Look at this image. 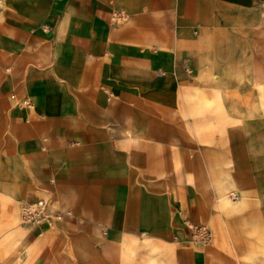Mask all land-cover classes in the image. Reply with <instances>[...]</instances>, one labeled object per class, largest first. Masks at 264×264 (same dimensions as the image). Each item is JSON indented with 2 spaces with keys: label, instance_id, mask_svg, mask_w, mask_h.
Wrapping results in <instances>:
<instances>
[{
  "label": "crops",
  "instance_id": "0c3cea01",
  "mask_svg": "<svg viewBox=\"0 0 264 264\" xmlns=\"http://www.w3.org/2000/svg\"><path fill=\"white\" fill-rule=\"evenodd\" d=\"M38 198L71 215L22 225ZM18 216L25 258L248 264L223 241L264 242V0H0V234Z\"/></svg>",
  "mask_w": 264,
  "mask_h": 264
},
{
  "label": "rangeland",
  "instance_id": "374dc122",
  "mask_svg": "<svg viewBox=\"0 0 264 264\" xmlns=\"http://www.w3.org/2000/svg\"><path fill=\"white\" fill-rule=\"evenodd\" d=\"M234 192V191H233ZM230 192L228 195L221 197L220 208L226 211L229 206L231 205L230 199ZM20 214L18 209V215ZM19 216L17 220H13L8 225V230L0 234V264H58L57 263V256H50V257H39L38 250L33 249L32 252L28 253V256L25 258L24 254L27 252L25 248L27 244L26 237L29 234V231H25L22 227L18 226ZM243 226V225H242ZM23 231L22 237L19 240L16 234L19 231ZM255 228L249 229L248 226H243L241 229V233H247L248 235H253L255 233ZM12 238H9L11 234H13ZM241 233L234 232L232 234L233 243H235L234 247L228 246V241L222 240L225 246L226 251L229 253L236 255L237 260L239 262H249L248 264H252L251 262L261 261L259 264H264V242L263 244L259 245L258 247L255 246L251 241L244 239ZM223 237L226 238V232L223 231ZM242 244L244 247L242 249ZM227 245V246H226ZM29 249V248H28ZM262 255V259H258V256ZM237 264H245V263H237Z\"/></svg>",
  "mask_w": 264,
  "mask_h": 264
},
{
  "label": "built area",
  "instance_id": "2783aa9c",
  "mask_svg": "<svg viewBox=\"0 0 264 264\" xmlns=\"http://www.w3.org/2000/svg\"><path fill=\"white\" fill-rule=\"evenodd\" d=\"M114 18L115 20H121L124 17L118 13ZM23 104L30 105L28 100H23ZM239 198L240 196L236 192L230 194L232 201H237ZM67 214L71 215L69 209L52 207V202L47 198L22 201L20 207V223L33 227H54L58 222L63 221ZM193 234L194 238L203 244H208L213 239V233L207 225H195Z\"/></svg>",
  "mask_w": 264,
  "mask_h": 264
}]
</instances>
